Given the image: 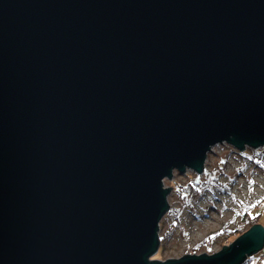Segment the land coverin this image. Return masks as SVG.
I'll use <instances>...</instances> for the list:
<instances>
[{
    "label": "water",
    "instance_id": "obj_1",
    "mask_svg": "<svg viewBox=\"0 0 264 264\" xmlns=\"http://www.w3.org/2000/svg\"><path fill=\"white\" fill-rule=\"evenodd\" d=\"M222 143L264 147V0H0V264H243L260 223L150 258Z\"/></svg>",
    "mask_w": 264,
    "mask_h": 264
},
{
    "label": "rangeland",
    "instance_id": "obj_2",
    "mask_svg": "<svg viewBox=\"0 0 264 264\" xmlns=\"http://www.w3.org/2000/svg\"><path fill=\"white\" fill-rule=\"evenodd\" d=\"M259 149L263 151L261 163L252 158L257 149L246 148L239 152L226 143L217 144L208 152L201 174L186 169L182 174L174 171L171 180H163L164 188L173 180L185 184L190 177H196L197 182H201L208 175L210 177V171L220 167L217 178L220 183L228 186V191L226 192V188L213 189L214 193L205 190L197 197L186 199V204L178 199L169 184L166 188L169 189L166 201L169 209H177V215L176 219L169 217L157 232L159 241L164 246L160 258L173 253L177 259L193 254L191 248L216 231H220V234L211 240L210 251H219L229 244L226 240L228 231L248 227L241 218L248 207L251 208V215L258 214L256 223L264 227V147ZM207 172L210 173L207 175ZM259 201L261 202L258 203ZM150 258H155V255Z\"/></svg>",
    "mask_w": 264,
    "mask_h": 264
},
{
    "label": "trees",
    "instance_id": "obj_3",
    "mask_svg": "<svg viewBox=\"0 0 264 264\" xmlns=\"http://www.w3.org/2000/svg\"><path fill=\"white\" fill-rule=\"evenodd\" d=\"M254 154L255 155L252 156V158H256L259 161V163H261L262 158H263V151L260 149L259 150L257 149ZM219 168L220 167L213 169L214 172L213 171H210L211 173L207 172V175H208V173L211 174L210 177L208 175L206 177V180L201 181V182H197V180L195 179L196 177H190L189 178L190 180L187 181L185 184H181L180 182L175 181V180L171 181L169 184L173 188V192L175 195H177L178 199L185 201L184 203H186V204H188L186 199L197 197L198 195H200L205 190L214 193L215 189L226 188V192H227L228 186L227 185L225 186V184H222L218 181L217 177L220 174V172L218 173ZM214 173H215V175H214ZM263 199H261V201ZM261 201H259L258 203H260ZM250 209L251 208L248 207V209L243 213V215L241 217L243 220V224H246L248 227L243 226V227H240L239 229L235 228L233 231H228V235H227V239H226L227 243H230L231 241H233L238 235H240L242 232H244L246 230V228H249L251 225H253L257 222L258 214L257 215H251L249 213ZM176 210H177L176 208H172V209H169L167 211V213L163 216V218L159 222V230H161V228H163L165 221L169 217L176 219V215H177ZM217 234H220V231L213 232V233L209 234L205 239L201 240L200 242H197L191 248V252L193 254H196V253L211 254L212 253V251H210L211 247H212V241L211 240H213V238ZM163 250H164V246H163V244L160 243L158 251L155 254V258H160ZM263 252H264V248L259 253L252 256L251 258L245 259L243 264H261V262L264 261V258H261V255Z\"/></svg>",
    "mask_w": 264,
    "mask_h": 264
},
{
    "label": "built area",
    "instance_id": "obj_4",
    "mask_svg": "<svg viewBox=\"0 0 264 264\" xmlns=\"http://www.w3.org/2000/svg\"><path fill=\"white\" fill-rule=\"evenodd\" d=\"M261 258H264V252L262 253Z\"/></svg>",
    "mask_w": 264,
    "mask_h": 264
}]
</instances>
